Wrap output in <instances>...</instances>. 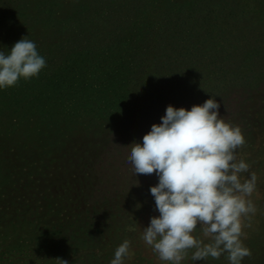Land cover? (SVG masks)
Instances as JSON below:
<instances>
[{"label":"rangeland","instance_id":"374dc122","mask_svg":"<svg viewBox=\"0 0 264 264\" xmlns=\"http://www.w3.org/2000/svg\"><path fill=\"white\" fill-rule=\"evenodd\" d=\"M24 36L46 66L0 89V264H110L124 240L125 264H166L141 238L159 178L131 144L212 96L258 177L242 264H264V0H0V50Z\"/></svg>","mask_w":264,"mask_h":264},{"label":"clouds","instance_id":"9594fccd","mask_svg":"<svg viewBox=\"0 0 264 264\" xmlns=\"http://www.w3.org/2000/svg\"><path fill=\"white\" fill-rule=\"evenodd\" d=\"M45 66L35 41L22 37L8 53L0 50V89L39 76ZM245 142L241 128L222 118L212 96L191 108L169 104L161 122L131 144L128 160L135 175L159 178L150 187L159 215L143 227L141 238L160 261L182 264L189 250L193 262L226 253L228 264H242L252 255L243 238L250 227L245 221L257 212L251 197L258 177L250 163L237 158ZM198 228L200 236L194 234ZM130 257V241L124 240L110 264H125Z\"/></svg>","mask_w":264,"mask_h":264},{"label":"trees","instance_id":"16d2710c","mask_svg":"<svg viewBox=\"0 0 264 264\" xmlns=\"http://www.w3.org/2000/svg\"><path fill=\"white\" fill-rule=\"evenodd\" d=\"M7 99H10L11 100V96H8V98ZM7 104H8V102H7ZM4 107V106H3Z\"/></svg>","mask_w":264,"mask_h":264}]
</instances>
